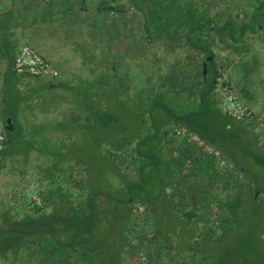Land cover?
I'll return each instance as SVG.
<instances>
[{"label": "trees", "instance_id": "trees-1", "mask_svg": "<svg viewBox=\"0 0 264 264\" xmlns=\"http://www.w3.org/2000/svg\"><path fill=\"white\" fill-rule=\"evenodd\" d=\"M150 1L127 4L142 8ZM71 9V0H14L0 7V66L16 106L12 127L6 126L9 140L0 149L1 264H124L125 256L138 264L130 242L135 200L146 203L155 221L153 230L138 236L156 264H264V147L254 131L220 106L216 74L203 75L192 87L179 85L184 84L181 63L196 60L198 54L186 49L184 59L170 58L163 29L151 31L148 24L147 33L159 41L157 48L132 56L130 64L120 65L122 57L116 58L109 75L95 70L94 76H79L72 83L57 76L28 80L24 91L16 88L14 62L25 30L57 21ZM198 22L202 30L211 18L203 12ZM178 30L174 28L175 35ZM200 41L190 40V49H200ZM133 64L139 72L133 88L146 97L133 104L117 102L121 88L101 83L114 80L118 66L129 69ZM58 89L66 94L65 106L43 96V91ZM173 124L186 125L216 146L245 178L219 166L189 136L179 138L174 150L171 142L177 137L169 134ZM84 139L100 156L95 163L81 149L87 147ZM104 141L116 150H105ZM133 143L138 179H131L116 162ZM39 158L54 182L45 198L50 211L31 206L11 164L22 165L19 170L29 176L26 164ZM200 174L211 180L203 196L191 187L192 177ZM7 175L17 178L8 184ZM170 186L182 196L176 206ZM5 188L11 189L5 193ZM215 211L222 216L218 224Z\"/></svg>", "mask_w": 264, "mask_h": 264}, {"label": "rangeland", "instance_id": "rangeland-1", "mask_svg": "<svg viewBox=\"0 0 264 264\" xmlns=\"http://www.w3.org/2000/svg\"><path fill=\"white\" fill-rule=\"evenodd\" d=\"M13 1L14 0H0V7L8 6ZM127 1L130 0H110L111 5L116 4L119 6V9H116L113 7L100 8L99 4L101 0H84V3H79L77 0H71L72 9L70 12L67 14H60V17L57 19V21L38 23L34 27L25 30L26 34L22 36L20 45L22 43L28 42L32 46L36 47L50 61L56 64V66L61 71V76L65 77V79H68L66 82H70L72 79H78L79 76L82 77L84 73L87 74L90 72L89 68L92 67L90 64L91 61H94L97 64V71H107V68H112L113 62L117 61L116 58L118 57H122L120 60H123L119 63L120 65L130 64L131 62L129 59H134L132 56L137 57L139 54L145 51L152 50L154 45V47L157 48V44H154L151 40H149L143 24L142 15L138 12L136 5H129L127 4ZM41 3L43 2L41 1ZM121 4H123V6L125 5V7L121 6ZM215 37H217L216 34H214V40H216ZM209 42L210 44L213 43V41ZM262 43H264V33H261L259 37H252V40L250 41V47L259 49L258 46H264ZM171 45L173 46L176 44L173 43ZM216 46L217 45H214V47ZM217 50L218 48L216 47L217 60H219V62H235L233 65V67H235L234 70L230 66H225L222 67L220 72L223 71L226 73V76L230 81L229 71L233 70L232 74H235L232 76L233 83L235 84V87L238 89V91H240L241 94L245 93L244 90L246 89L250 91L249 94L243 95H246L249 99L241 98L246 103H253L257 101L258 105H249L257 110H264V68L260 66L258 57H255L256 55L252 54L250 57H245L242 59V56L244 55L243 52L236 49L222 51L221 54L220 50ZM164 51H166V55L169 57L170 53L171 55L175 54L169 52V48ZM262 53L263 52H260V56ZM101 56L105 58L103 61L98 60L102 59ZM173 57L174 56H171V58ZM222 57H225V60ZM237 61L241 62L237 64ZM86 62L87 70L85 72L83 70V64H86ZM134 66V64L131 65L129 69H127V67L120 69V66H118L119 68H117L118 72L114 77L115 79L109 80V83L107 81L101 83L105 86L104 88H121L119 90L120 94L116 99L117 102L126 101L133 104V101L138 103V99L141 100L146 97V95H144L140 98V91L137 92V89L133 88V86L137 87V77L139 73L134 70ZM100 67L102 69H100ZM0 69V119L3 121L4 112L2 108H10L11 117L14 114L13 111L15 106V96L13 95L12 87L8 82L3 80V66H0ZM184 73H186L183 77L184 84H179L182 87H192L193 83L200 81V79H202V72L199 60H196L193 64L185 65ZM92 76H94V74L91 75V77ZM255 79H258V82H256ZM29 80L30 83H35L34 81H36L34 79ZM27 81L28 80H26V83ZM93 85L94 83H92L90 86ZM24 86L25 83H22L21 86L16 84V88L20 91H24L22 90ZM122 89L123 91H126L124 94L121 93ZM215 91L219 102H221V97L219 96L217 88ZM43 92V96H46L47 99L50 97L53 101H55V105L62 103L65 106V102H67L65 99L66 94L60 89ZM126 114H128V112ZM9 115L10 111L7 110L5 116ZM129 118H131V115ZM125 119L131 123V120H129L127 117H125ZM132 123H134V121ZM262 123L264 124V115L262 117ZM178 125H181V127L185 128L186 131L185 134L178 136L179 138L189 136L193 140L199 141L206 153L213 156L219 166L229 168L230 170L234 171L239 178H245V176H243L242 169L233 160L229 159L222 152H220L216 146L206 142L205 140H202L198 135L192 133L190 129L184 124H176L174 129ZM130 135H132V133L128 134L127 136ZM256 135L258 141L264 147V140H262L257 133ZM179 138H176L173 140V142H171L174 150V145H177ZM86 139L83 140V143L87 142L86 153L85 150H83L84 154H86V156L92 160L93 163H95L96 159L100 156L92 148H90V145L88 144L89 142L86 141ZM134 146V144L130 145L124 153H121L117 156V162L120 165V168L124 173L128 174L131 179L139 178V171L136 167V162L134 160L135 158H133L135 155ZM105 147H108V145H105ZM76 153H78V151H76ZM20 161L21 160H19V162ZM43 161L44 158H39L26 164L27 169L30 172L29 176L26 175L27 171H24L25 173H23L19 170L22 165L16 162L11 164L14 168H16L15 176H19L22 179L21 184L23 183L24 185V192L31 206L34 208H39L38 204L35 202V197H38L45 202V210L50 211L51 206L45 198L48 194V190L52 187L54 182L51 179L50 174L42 168ZM99 164L100 162H98V165ZM187 170L188 168L184 166L183 171ZM16 178L17 177L14 178L13 175H7V183H13L11 181H15ZM250 183L251 185H254L253 181H250ZM210 184L211 180L206 174H200L197 177H192L191 179V187L196 195H206L208 190H210ZM10 189L11 188H5V193L10 191ZM168 190L171 196V202L176 206L181 202L182 196L177 192L176 186H170ZM262 196L264 197V193ZM140 207H142V209H140ZM139 212L141 213L138 214ZM133 214L135 232L133 231L131 233L130 242L139 255L140 262L138 264H156L150 258L148 253L142 248L140 237L138 236V233H141L145 230H153L155 227V221L149 216L146 203L142 200H135L133 202ZM221 218V214L215 211L214 219L217 224L220 222ZM124 264H133L132 258L125 256Z\"/></svg>", "mask_w": 264, "mask_h": 264}, {"label": "flooded vegetation", "instance_id": "flooded-vegetation-1", "mask_svg": "<svg viewBox=\"0 0 264 264\" xmlns=\"http://www.w3.org/2000/svg\"><path fill=\"white\" fill-rule=\"evenodd\" d=\"M115 1H119V0H115ZM160 2L161 0H152L149 3L145 4L144 7L142 8L136 5L138 12L142 15L145 30L148 24L149 27L151 28V31L152 28L153 29L157 28L156 30L158 29L164 30V34L166 35V43H167L166 46H164V49L167 50L169 48L170 49L169 52H172L173 54L175 53L174 55H171L170 53V58L171 56H174L175 58L178 57L184 59V55L185 53H187L185 51L186 49H189L194 54H198V58L196 60L197 61L199 60L201 64L202 79H205L203 75H207V74L211 75V77L213 74H216L217 77L222 67L230 66L232 67L233 70L235 68L233 67V65L235 64L234 61L232 62L228 61L229 64H227L225 61L219 62V60H217L216 47L218 48L217 51L220 50V54L222 51H228L231 49L232 50L236 49L238 51H241L244 54L242 56V59H244L245 57H247V53L245 52V50H247L246 46H250V41L252 40V37L254 36L259 37L261 33H264V0H208V2H206V0H163L164 2L163 4H161ZM110 3H111L110 0H101L99 7L100 8L113 7L119 9L118 5L116 4L111 5ZM121 6H123V4H121ZM123 7H125V5ZM144 11L147 12L146 15L144 14ZM203 12H205V14L210 16L211 22L208 25H206V27L202 28V30L201 29L199 30L198 21ZM175 27L179 28L177 35H175V33L173 32ZM214 34L217 35V37H215L216 40H214ZM147 35L149 40H151L154 44H157L159 42L157 38H153L148 33ZM190 40L191 41L201 40L200 43L201 42L202 43L200 44V49L199 48L198 50L196 48L190 49L191 46ZM209 41H213V43L210 44ZM173 43H175L176 45L172 46L171 44ZM214 45L217 46L214 47ZM255 57H258V60L260 61L259 63L260 66L264 68V57L263 56L261 57L259 55H256ZM196 60L192 62L190 61L191 63L190 62L181 63L182 66L180 70H182L181 73L183 74V77L186 74L184 73V66L187 64L188 65L193 64L195 63ZM241 61H237V64ZM53 64L56 66L55 63ZM233 70L229 71L230 83L233 86L234 90L242 98L247 99L248 97L246 95H245L246 97L243 95L249 94L250 91L246 89L244 90L245 93L243 94H241V92L238 91V89L235 87V84L233 83L232 76L235 75L232 74ZM101 71H106V70H101ZM111 71H113L112 68H107L106 71L107 75ZM117 72L118 71H114L113 74H115L116 76ZM93 74H95L94 71H92L90 74L84 73L83 75L89 77ZM58 76H61V71ZM53 78L55 77H52L51 79ZM33 79L37 80V78H33ZM73 81L74 80H72L70 83H72ZM255 81L258 82V79H255ZM25 87H26V82L22 90H25ZM215 90H216V86H215ZM219 104L221 107H223L222 100L221 102H219ZM248 104L258 105V102L257 101L253 103L249 102ZM2 110L4 112L3 121L6 123V119L10 117L11 118L10 127H12V117L5 116L6 108H2ZM258 110L257 112L259 113L262 121L264 110L262 111L261 110L258 111ZM175 125L176 124H173L171 126L169 130V134L173 137L179 138L178 136L181 135H178L175 133V131H173ZM7 140H9L8 136H7ZM133 144L135 145V143ZM105 145H108V147H105ZM103 146L105 150H110V151L116 150V147L113 146L108 141H104ZM174 146L176 147V145ZM81 149L86 151L85 146H82ZM136 153L137 152L135 151V146H134L135 155L133 158H135V156L137 155ZM117 156H116V162H117ZM23 158L24 157L20 156L21 160H23Z\"/></svg>", "mask_w": 264, "mask_h": 264}, {"label": "built area", "instance_id": "built-area-1", "mask_svg": "<svg viewBox=\"0 0 264 264\" xmlns=\"http://www.w3.org/2000/svg\"><path fill=\"white\" fill-rule=\"evenodd\" d=\"M14 72L17 77L18 86H21L22 83H25L29 79H48L60 74L59 69L36 47L28 42L22 43L19 46L14 62ZM216 88L221 97L225 112L235 121L244 123L248 128L254 130L264 140V124L261 121L259 113L234 90L226 73L223 71L216 77ZM174 131L178 135H183L186 132L185 128L181 127V125L176 126ZM6 142L7 127L5 122L0 119V149L5 146ZM35 202L39 208L45 210L44 201L35 197Z\"/></svg>", "mask_w": 264, "mask_h": 264}, {"label": "crops", "instance_id": "crops-1", "mask_svg": "<svg viewBox=\"0 0 264 264\" xmlns=\"http://www.w3.org/2000/svg\"><path fill=\"white\" fill-rule=\"evenodd\" d=\"M101 39V38H100ZM262 44H264V43H262ZM247 47V50H245V52L247 53V57H250V55H252V54H254V55H259L260 56V52H263L262 53V55L261 56H263L264 57V46H262V45H260V46H258L259 47V49H255V47H250V46H246ZM100 54H102V53H100ZM101 58L102 59H98L99 61H103L105 58L104 57H102L101 56ZM223 59L225 58V57H222ZM221 58V59H222ZM225 60V59H224ZM232 62V61H231ZM90 64L92 65V67H90L89 69H90V72H88V74H90L92 71H95V70H98V68H97V64L94 62V61H91L90 62ZM89 64V65H90ZM227 64H229V62L227 63ZM86 65H87V62H86V64H83V70L86 72ZM102 69V68H101ZM79 70V69H78ZM166 73H168V71L167 72H165V73H163L164 75H163V77H165L166 78ZM2 263V261L0 260V264Z\"/></svg>", "mask_w": 264, "mask_h": 264}, {"label": "water", "instance_id": "water-1", "mask_svg": "<svg viewBox=\"0 0 264 264\" xmlns=\"http://www.w3.org/2000/svg\"><path fill=\"white\" fill-rule=\"evenodd\" d=\"M6 126H8V127H10L11 126V118L10 117H8L7 119H6Z\"/></svg>", "mask_w": 264, "mask_h": 264}]
</instances>
